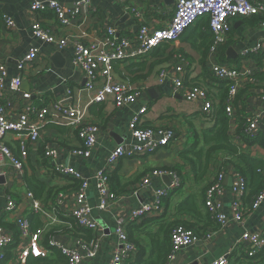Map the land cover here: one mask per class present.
<instances>
[{
  "label": "crops",
  "instance_id": "obj_1",
  "mask_svg": "<svg viewBox=\"0 0 264 264\" xmlns=\"http://www.w3.org/2000/svg\"><path fill=\"white\" fill-rule=\"evenodd\" d=\"M36 1L47 0H0V62H4L8 69L4 99V104L9 108L8 113L16 119L23 109L29 107H45L51 103L70 107L78 105L86 110L88 120L99 127L100 134L89 159L72 154L81 147L78 134L72 128L55 121L49 120L40 127V139L35 143H30L24 134L10 133L7 136L8 146L24 163L23 174L0 170V179L5 180V183H0V228H4L13 239V244L5 252L7 255L8 250L12 249V260L7 264H27V261L21 263L16 259L17 254L28 246L27 239L16 235V218L23 216L28 220L31 214L39 215L44 223L43 228L35 232L40 234V242L44 247H47V233L53 231L48 245L53 239H57L71 247L81 239L97 247L96 256L86 259L84 264H109L112 261L117 242V221L121 218L128 219L134 210L143 205L155 203L157 191L170 189L174 182L171 173L165 172L160 176L154 173L183 165L180 153L192 146L194 130L200 132L215 125L205 117L199 103L186 102L174 89L173 79L178 76L175 72L178 66L183 69L181 76L186 84L198 85L208 91L214 103V111L228 97V89L224 83H218L212 76V64L221 62L239 68L243 75L238 83L237 103L236 99L233 103V139L241 145L245 153L264 161V148L260 145L250 147L240 140L236 124H240V119H245L247 115L249 117L255 111L260 112L264 134V49L255 52L258 45L264 43L263 19L256 17L232 20L231 31L217 56L211 53L214 38L210 22L208 23L209 17L202 18L184 33L180 41L169 45L173 52L172 58L155 68L148 80L132 84L133 87L143 90L142 99L135 105L118 109L112 98L96 103L92 96L84 91L86 78L81 70L74 67L73 45L69 43L60 49L56 45L43 44L33 35V23L39 21L42 27L51 29L60 40L83 37L89 42L100 38L108 28H115L120 34L132 37L143 24L154 30L169 24L175 11V0H127L125 4L119 0H90V13L83 11L68 28L59 26L56 16L50 10L33 13L30 6ZM54 1L71 8L81 0ZM5 17L11 19L13 26L6 24ZM33 48L39 50V59L27 65L26 70L21 72L19 63ZM150 60L151 56L147 58V61ZM119 67L120 71H124L126 66L122 64ZM162 70H166L168 75L164 83L160 84L159 74ZM115 77L117 81L122 82L118 72H115ZM144 104L148 105V111L142 119L141 128L155 131L173 130L176 138L171 145L155 153L121 161L111 173L114 177L110 187L117 193H114L116 199L107 211H101L97 207L100 195L95 175L104 168L107 158L116 147L133 145L129 125ZM23 144L27 145L26 151L22 150ZM46 146L57 150L56 164L69 166L90 179L88 201L94 208L93 217L99 226L98 233L91 231L90 239L76 231L72 223L74 221L66 216L75 207L74 195L79 186L74 179L62 177L53 170L44 157ZM220 161L223 162V159ZM216 170L211 169L205 184L195 185L190 168H186L183 189L177 193L176 190L171 191L170 198L163 204L162 212L152 214L129 226L133 242L135 241L139 248L147 250L146 257L150 255L153 240L156 236H162V226L167 223L187 221L197 225L202 233H207L206 236L214 233L212 240L206 241L203 238L197 244L181 250L174 259L169 258L168 264H212L222 257H227L245 231L264 234V204L252 212L253 202L250 204L243 201L246 214L244 222L240 224L231 220L223 229L207 218L206 208H201L202 216L198 217L178 212L179 205L192 193L198 195L199 202L205 199L203 188L212 184L222 169L218 172ZM225 171L224 191L220 201L223 211L231 218L234 202L232 189L237 171L231 165L226 167ZM26 176L36 177L54 193L47 202L37 200L40 202L41 212L34 211L32 207ZM166 178L171 182L170 186ZM145 179L150 180L146 187L142 185ZM61 194L66 195V198L59 205ZM9 197L17 202L18 214L3 213ZM31 232L34 233L32 229ZM138 254L139 251L135 259L137 264Z\"/></svg>",
  "mask_w": 264,
  "mask_h": 264
},
{
  "label": "built area",
  "instance_id": "obj_2",
  "mask_svg": "<svg viewBox=\"0 0 264 264\" xmlns=\"http://www.w3.org/2000/svg\"><path fill=\"white\" fill-rule=\"evenodd\" d=\"M125 4L127 0H119ZM92 8L90 0H81L71 8H66L60 2L54 0L36 1L30 6L33 13L43 10H50L56 16L59 26L68 28L73 20L83 11L90 13ZM209 17L211 33L214 42L211 47L212 55H217L222 45L226 43L231 31V21L236 19L261 18L264 20V2L251 0H175V11L169 24L159 30H154L143 24L136 35L130 37L120 34L115 28H108L104 34L93 41L80 38L58 39L51 29L42 27L39 21L32 25L35 38L43 44L56 45L60 49L71 43L75 53L73 58L74 67L81 70L86 78L84 91L90 94L93 101L103 102L112 98L118 109H124L137 104L142 99L143 90L133 87L126 82L117 81L115 77V66L117 63L130 65L133 62L145 61L156 48L163 45H174L180 41L184 33L199 20ZM8 26H13L11 19L5 17ZM264 49V43L258 45L255 52ZM181 58V57H180ZM39 59V50L33 48L26 58L19 63V70L24 72L27 65ZM211 74L218 83H229L226 112L229 118L234 116L233 103L235 102L239 88L238 83L242 77V72L237 67L227 66L221 62H215L211 66ZM178 76L173 79V86L188 103H199L202 112L211 115L214 103L208 91L198 85H188L184 82L183 69L177 67L175 71ZM168 72L162 70L159 74V83L166 80ZM8 69L4 62H0V170L9 171L12 174H23L24 163L17 158L12 149L8 146L7 136L10 133L24 134L30 143H35L40 139V127L47 121H55L72 128L78 134L81 147L74 150L72 154L76 157L89 159L96 147L100 129L87 118L85 109L77 106H67L61 103H51L45 107H29L21 111L18 118L13 119L8 113V106L4 104L6 97V81ZM71 95V93H69ZM148 111V105L144 104L133 116L129 129L133 138V145L116 147L106 160L105 166L95 175L97 189L100 195L98 209L107 211L116 196L110 187L111 173L125 159H134L145 154L157 152L161 148L168 147L176 138L173 130L155 131L153 129L141 128L142 119ZM262 132V113L254 112L247 119L245 136L256 139ZM27 145H22V150L26 151ZM58 152L52 146H46L44 157L52 165L53 170L62 177L79 181V187L74 195L75 207L66 216L72 219L76 225L93 233H98L99 226L93 217L94 208L88 201V191L90 189V179L66 165L56 164ZM164 171L155 172V175H163ZM174 177V182L170 189L156 192L157 201L153 204L143 205L132 212L128 219H119L116 228V248L114 256L109 264H137V247L130 242L128 228L130 225L142 221L144 218L162 212V201L169 196L171 191L181 185L180 177ZM226 171L222 169L216 176L214 182L206 192L205 206L221 229L225 228L231 220L242 224L246 214L243 208L244 197L248 194L246 181L239 173L233 184L232 193L234 195L233 216L230 218L223 211V204L220 196L224 191V180ZM149 179L143 181L146 187ZM32 200L34 211L41 212L40 202L34 199L32 193L28 194ZM66 195L59 196V205L63 203ZM264 204V189L256 196L251 205V211L258 210ZM5 215L19 213V206L11 197L3 212ZM16 225L19 230V238L27 239L26 249L17 254V260L25 263L29 258H47L51 254L49 247L61 250L66 257L68 264H84L86 259L94 258L97 254V247L79 239L75 246H67L65 243L53 239L49 247H44L40 242V234L32 233L28 220L23 216H17ZM214 233L205 237L206 241L212 240ZM202 239L196 233L188 230L184 226H176L172 232L170 259L183 249H187ZM13 244V239L8 236L4 228H0V263L6 259V250ZM264 247V234L245 231L239 241L234 245L231 253L227 257H222L212 264H232V261L241 256L242 252L249 257H254Z\"/></svg>",
  "mask_w": 264,
  "mask_h": 264
},
{
  "label": "trees",
  "instance_id": "obj_3",
  "mask_svg": "<svg viewBox=\"0 0 264 264\" xmlns=\"http://www.w3.org/2000/svg\"><path fill=\"white\" fill-rule=\"evenodd\" d=\"M172 54L173 52L170 46L163 45L156 48L150 55H148L151 56L152 60L147 61L146 59L145 61L131 63L130 65L124 64L126 66L124 71H120L119 69V65H122L123 63H117L115 66V72H118L120 76L119 79L122 80V82L130 83L131 85L139 81H146L154 73L155 68L172 58ZM153 59L155 61H153ZM133 75L135 77H133ZM224 84L226 85L229 94L230 84ZM227 100L228 97L221 102V104L218 106V109L216 108L215 111L213 109L214 113L212 112L211 115L204 114L205 117L210 121H213L215 125L212 128L205 129L200 132L194 130L192 146L180 153V157L184 162L183 165L173 168H166V170L162 171L175 173L180 177L181 185L179 188L175 189L176 191L174 190L175 193H177L181 191L185 185L186 179L184 176V170L186 168H190L191 174L193 175L194 184L202 185L206 183V177L210 174L211 169H217L216 171L218 172L221 169H226V167L231 165L246 181L248 186V194L244 197V202L248 201L251 204L256 196L264 189V161L254 158L248 153H245L241 145L234 141L232 118H229L226 112ZM247 117H245V119H240V124L239 122H236L237 135L239 136V139L243 140L250 147L254 145H260L264 148V134L262 132V134H260L256 139H250L245 136ZM220 159H223V162H221ZM45 160L47 161L46 158ZM113 177L114 175L110 176V183ZM25 181L28 190L30 193L34 194L36 200H43L44 202H47L54 194L45 183L41 182L36 177L26 176ZM75 183L79 186V181H75ZM211 185L212 184L210 183L203 188V191L205 192V199L206 192ZM114 193L117 195L115 191ZM168 198L170 197L168 196L162 201V206ZM205 199L199 202L198 195L196 193H192L182 204L179 205L178 212L194 217L202 216L201 208H206ZM207 213V218L212 220L210 213L208 211ZM28 223L34 233L42 229L44 226L41 217L37 214H31L28 218ZM72 223L76 231L87 235L88 239L91 238V231L81 229L78 226H75L74 222ZM1 226L4 225L1 224ZM176 226H184L188 230L194 231L197 237L200 239L205 238L207 234L202 233L201 230L198 229L197 225L187 221L167 223L162 226V236H156V238L153 240L150 255L146 257L147 250L145 248H139V246L134 243L135 241L133 242L128 228L129 240L136 245L139 251L138 264H168L172 251V232ZM9 227L14 229L12 225H9ZM16 229V235L19 236V230L18 228ZM51 236H53V231L47 233L46 235L47 241L45 244L47 247H49L48 241L50 240ZM49 249L51 251V255L49 257L29 258L27 260V264H68L67 259L62 254L61 250L53 247H49ZM11 252L12 249L8 250L6 259L2 262V264H7L12 260ZM232 264H264V247L259 252H257L254 257H249L247 254L242 252L241 256H237L232 261Z\"/></svg>",
  "mask_w": 264,
  "mask_h": 264
},
{
  "label": "water",
  "instance_id": "obj_4",
  "mask_svg": "<svg viewBox=\"0 0 264 264\" xmlns=\"http://www.w3.org/2000/svg\"><path fill=\"white\" fill-rule=\"evenodd\" d=\"M2 181H3V182H2ZM166 181H167L168 186H170V185H171V182H170V183L168 182V178H166ZM0 183H5V180L1 178V179H0ZM231 184H233V183H232V179H231Z\"/></svg>",
  "mask_w": 264,
  "mask_h": 264
}]
</instances>
